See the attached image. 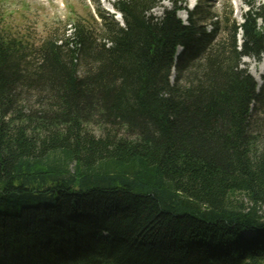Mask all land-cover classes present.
I'll return each instance as SVG.
<instances>
[{
	"label": "trees",
	"instance_id": "1",
	"mask_svg": "<svg viewBox=\"0 0 264 264\" xmlns=\"http://www.w3.org/2000/svg\"><path fill=\"white\" fill-rule=\"evenodd\" d=\"M184 2L115 0L125 26L98 5L61 44L0 30V264H264V84L240 67L264 4Z\"/></svg>",
	"mask_w": 264,
	"mask_h": 264
},
{
	"label": "rangeland",
	"instance_id": "2",
	"mask_svg": "<svg viewBox=\"0 0 264 264\" xmlns=\"http://www.w3.org/2000/svg\"><path fill=\"white\" fill-rule=\"evenodd\" d=\"M260 1L264 4V0ZM110 2L111 0L99 2L96 0H0V30H9L14 37L30 41L35 45L42 44L48 38H54L60 43L71 35L77 22L95 26V22L100 21L98 5L101 10L111 15L112 13L107 10L111 6ZM185 2L184 5L190 6V0ZM229 6L234 12L233 19L237 23H242L243 14L248 10L244 0H203L205 12L216 13L220 21L225 20ZM170 8H172L171 3L161 2L151 13L156 17H162L164 10ZM178 16L183 21L187 19L183 12L179 11ZM116 21L120 23L119 20ZM259 24L263 25V22L259 21ZM211 26V22H208L206 29L209 30ZM260 66L261 63L253 58H243L240 67L248 70L255 78L254 74L258 73ZM254 129L261 144L264 145V109L258 114ZM71 169L74 170L73 165ZM237 202L250 206L247 198L243 196L237 197Z\"/></svg>",
	"mask_w": 264,
	"mask_h": 264
},
{
	"label": "bare ground",
	"instance_id": "3",
	"mask_svg": "<svg viewBox=\"0 0 264 264\" xmlns=\"http://www.w3.org/2000/svg\"><path fill=\"white\" fill-rule=\"evenodd\" d=\"M254 76L261 87L263 85V76H264V56H263V62H261L260 69L258 73L254 74Z\"/></svg>",
	"mask_w": 264,
	"mask_h": 264
}]
</instances>
